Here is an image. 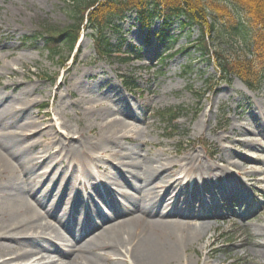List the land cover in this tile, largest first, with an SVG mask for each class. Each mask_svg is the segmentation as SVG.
<instances>
[{"label":"rangeland","instance_id":"obj_1","mask_svg":"<svg viewBox=\"0 0 264 264\" xmlns=\"http://www.w3.org/2000/svg\"><path fill=\"white\" fill-rule=\"evenodd\" d=\"M80 1L0 0V96L8 98L0 108L8 105L20 110L21 106L28 105L26 113L17 116V123L15 121L8 132H18L21 136L22 132L18 129L32 121L42 122V127L55 126L62 136L66 131L61 129L60 124L65 123L73 130L84 131V142L90 145L99 143L94 133L99 132L100 127L94 117L101 112L109 113L106 118L112 113L118 114L117 109L123 106L121 96L136 116L126 117L119 112V117L130 122L135 133L130 135L131 140L116 142V150L124 147L145 156L157 155L160 159L164 158L162 154L171 158L176 153L175 159H178L194 153L202 156L207 164L223 168L228 166L222 159L226 150L251 159H264V152L255 147L256 144L244 143L255 140L264 145V81L258 90L251 92L237 77L223 80L216 62L206 55L200 45L202 25L186 29L173 27L171 38L176 42L168 47L159 44L153 34L141 31L133 15L122 30L125 39L123 50L132 45L140 49L141 59L136 60L133 56L128 64L122 65L116 58L99 59L92 38L94 32L85 23L76 47L72 50L68 44H63L55 57L45 48V27L46 30L52 28L58 31L73 25L76 20L75 6ZM237 17L245 21L244 16L237 14ZM217 24L219 28L224 27L220 19ZM160 27L161 23L157 22L153 30L158 31ZM213 37L206 38L211 52L220 44L231 41L229 35H222V40ZM117 40L113 37L111 42L117 44ZM233 41L241 42L239 39ZM160 58L163 61H159ZM122 76L135 86L124 88V83L119 80ZM84 97L98 102V109L89 113L80 109V106L88 108L87 102H91ZM81 100L84 102L79 106ZM177 109L184 112L176 131L170 133L161 113ZM92 124L94 127H91ZM38 138L21 141L27 145L37 142ZM226 138L229 139L226 141ZM47 143H43L44 146ZM40 151V148L31 147L28 156L37 158ZM240 163L241 166L234 169L237 174L230 176L237 186L231 184L239 187L233 191L235 193L227 194L224 188H220L219 191H224L221 197L214 184L209 183L218 200L211 205L196 203V211L201 215L187 219L201 226H207L208 222L211 224L209 229L201 230L188 251L182 253L185 260H191L190 264H264V232H261L264 228V164L252 160ZM88 164L92 168L96 165L97 179L109 177L113 196L133 194L119 178L118 170L112 163L99 156L96 164ZM51 170L45 165L39 172ZM80 171L75 172L71 180L68 177L63 183L59 181L57 190L62 192L71 184L72 188L83 189L80 191L84 194L90 193V187L96 185L76 182ZM179 172L176 168L172 175L177 176ZM59 177L53 172L50 181L54 179L56 182ZM211 178L216 180L217 176ZM114 179L118 184L115 185ZM158 182L160 180L153 185ZM219 184L228 186L230 183ZM45 187L46 184L40 188L42 198ZM96 208L103 212L108 210L103 199L96 196H91L90 200L83 199L77 207L76 216L82 219L85 213L94 215ZM52 219L54 217L49 221ZM65 231L69 232L66 228ZM47 240L51 242L52 238ZM73 242L70 238L69 247ZM79 248L75 253L79 252ZM96 253L101 255L104 252ZM48 256L57 264L67 262L56 252H50ZM126 261V264H133Z\"/></svg>","mask_w":264,"mask_h":264},{"label":"bare ground","instance_id":"obj_2","mask_svg":"<svg viewBox=\"0 0 264 264\" xmlns=\"http://www.w3.org/2000/svg\"><path fill=\"white\" fill-rule=\"evenodd\" d=\"M119 97L123 106L117 109L118 114L112 113L107 118L105 115L109 113L106 112L95 115L100 129L94 136L99 143L91 145L84 142V131L73 130L65 123L60 124L66 131L62 136L55 126L42 127V122L32 121L18 129L21 136L18 132H8L15 121L17 123V116L26 113L28 105L21 106V111L8 105L0 108V264H57L48 256L50 252H56L59 258L67 261L65 264H126V260L133 264L191 263L182 253L188 251L201 230L211 227L209 222L207 226H201L187 220L201 215L196 211V203L211 205L218 200L209 183L214 184L221 197L224 191H219L220 188L232 194L239 187L233 178H223L225 167L209 165L198 154L178 159H175L176 153L171 158L162 154L164 158L160 159L157 155L145 156L124 147L116 150V142L131 140L130 135L135 133L132 124L119 117V112L126 117L136 116L128 103ZM7 99L0 96V105ZM83 102L81 100L79 106ZM98 105L91 100L87 102L88 108L80 106V109L89 113L98 109ZM37 137V142L22 144L23 139L33 141ZM42 140L44 144L48 141L47 145L44 146ZM244 143L256 144L255 147L264 152V145L255 140ZM31 147L40 148L39 157L28 156ZM98 154L101 159L112 163L119 178L133 194L123 193L115 197L109 187L112 184L109 177L97 179L96 165L92 168L88 163L96 164ZM222 159L231 171L245 160L264 164V159H251L227 150ZM45 165L52 170L39 172ZM176 168L180 172L173 176ZM79 170L76 182L96 185L90 187V193L84 194L81 188H72L71 184L62 192L57 190L58 183L68 177L71 180ZM53 172L60 176L56 182L54 179L50 181ZM213 175L217 176L219 183L230 181V186L215 182L211 178ZM114 180L115 185L118 184ZM156 180L160 182L153 185ZM192 181L195 182L193 186ZM44 184L43 197L47 201L40 195ZM91 196L103 199L108 210L103 212L96 208L94 215L85 213L84 218L78 219L77 207L83 199L90 200ZM261 229L264 232V228ZM50 238L51 242L47 240ZM70 238L74 241L71 247L68 244ZM77 248L79 252L75 253ZM97 251L104 253L100 255ZM35 256L40 257L36 259Z\"/></svg>","mask_w":264,"mask_h":264},{"label":"trees","instance_id":"obj_3","mask_svg":"<svg viewBox=\"0 0 264 264\" xmlns=\"http://www.w3.org/2000/svg\"><path fill=\"white\" fill-rule=\"evenodd\" d=\"M237 14L244 16L245 21ZM133 15L141 31L153 34L159 44L168 47L176 42L171 38L173 27L186 29L202 25L200 45L216 62L222 79L237 77L251 92L261 87L264 81V0H81L75 6L76 23L58 31L45 27V48L55 57L63 44L73 50L86 23L94 32L92 38L99 59L116 58L122 65L128 64L133 56L140 60V49L128 45L127 50H123L122 30ZM217 18L222 20L223 28L217 26ZM157 22L161 27L154 31ZM222 35H229L231 41L219 42L220 47L211 52L206 38L221 39ZM113 37H117V44L111 42ZM120 79L128 87L135 86L124 76ZM183 112L177 109L161 113L167 131H176Z\"/></svg>","mask_w":264,"mask_h":264}]
</instances>
